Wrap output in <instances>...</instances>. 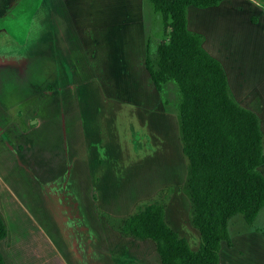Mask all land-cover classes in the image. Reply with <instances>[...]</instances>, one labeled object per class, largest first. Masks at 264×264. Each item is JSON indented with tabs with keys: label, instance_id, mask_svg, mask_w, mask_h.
<instances>
[{
	"label": "rangeland",
	"instance_id": "obj_1",
	"mask_svg": "<svg viewBox=\"0 0 264 264\" xmlns=\"http://www.w3.org/2000/svg\"><path fill=\"white\" fill-rule=\"evenodd\" d=\"M51 1L0 0L4 263L162 264L154 242L122 233L157 203L198 251L179 88L170 81L159 93L145 67L147 42L153 60L167 42L162 17L147 2L145 31L129 41L107 14L84 13L85 0L77 28L67 6ZM263 228L264 211L253 228L236 217L220 264H264Z\"/></svg>",
	"mask_w": 264,
	"mask_h": 264
},
{
	"label": "trees",
	"instance_id": "obj_2",
	"mask_svg": "<svg viewBox=\"0 0 264 264\" xmlns=\"http://www.w3.org/2000/svg\"><path fill=\"white\" fill-rule=\"evenodd\" d=\"M162 17L167 42L156 59L146 45L145 67L160 93L173 81L181 95L183 153L189 162L191 224L198 251L166 222V208L152 204L129 218L122 233L152 241L162 264H220L231 222L241 216L253 228L264 211V134L259 117L232 95L222 64L203 48L204 37L188 30V9L216 8L226 0H147ZM264 238V228L259 230ZM9 230L0 215V242ZM0 264H5L0 253Z\"/></svg>",
	"mask_w": 264,
	"mask_h": 264
},
{
	"label": "crops",
	"instance_id": "obj_3",
	"mask_svg": "<svg viewBox=\"0 0 264 264\" xmlns=\"http://www.w3.org/2000/svg\"><path fill=\"white\" fill-rule=\"evenodd\" d=\"M53 1L67 6L76 28L83 24L86 9H96L98 15L107 14V26L125 32V40L132 41L133 34L146 28L143 13L147 0H52L51 3ZM94 1L96 5L91 3ZM79 2H84V13L80 15L76 11ZM188 30L204 37L203 48L224 67L235 100L259 117L264 134V0H226L208 9L189 7ZM214 30L220 31L221 36L213 35ZM243 41L249 42L251 51L244 47Z\"/></svg>",
	"mask_w": 264,
	"mask_h": 264
}]
</instances>
